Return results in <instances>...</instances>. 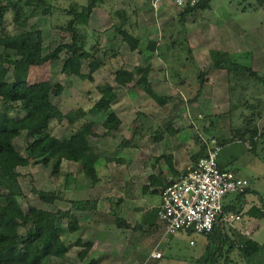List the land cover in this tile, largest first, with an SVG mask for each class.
<instances>
[{"label":"trees","instance_id":"16d2710c","mask_svg":"<svg viewBox=\"0 0 264 264\" xmlns=\"http://www.w3.org/2000/svg\"><path fill=\"white\" fill-rule=\"evenodd\" d=\"M107 1L87 0L85 4L76 2L70 7L59 8L60 12L70 17L65 27L70 40L65 39L56 48L44 53L42 29L32 25L20 33H15L9 28L11 25L28 27L29 19L33 18L41 7L43 14L54 13L52 3L48 0H0V48H2L0 50V264H52L53 257L66 258L73 247L78 248L76 254L81 264H100L98 259L86 260L93 247L92 242L78 238L72 243L63 238L66 233L74 234L80 229L79 222L72 215V211L92 210L97 205L96 200H72L67 210H50L33 204H28L25 208L21 199L26 195L20 182L21 173L18 167L42 164L51 168L54 178L63 179L55 190L32 186V192L38 195L40 201L49 205L64 200V191L76 180L74 176L65 174L63 171L64 159L77 162L81 171L91 178L93 183L98 181L97 163L101 155L97 147L89 141L96 124L90 117L104 116L103 126L108 135L117 131L122 123L112 107L113 102L118 98L117 91L109 81L98 83L95 88L99 97L89 109L78 107L63 113L51 99L52 93L55 95L62 93L63 85L58 83L53 88L48 80L30 83L29 74L33 66L58 60L61 53L65 51L66 58L62 65V71L65 74H74L94 82V73L101 67L107 66L113 81L117 84L145 92L160 106H165L173 100V96L155 91L149 78L153 69L151 64L136 65L132 70H128L120 66L118 62L114 63L113 59L120 55L117 50L109 46H101L100 43L93 41L92 35L95 32L88 30L87 25L93 10ZM210 2L211 0H201L193 7L181 9V13L188 16L201 9H208ZM117 15L119 22L113 26L115 33L131 51L143 54L144 50L140 48L141 38L129 29L131 19L123 9L118 10ZM157 49V42L152 41L146 50L154 53ZM231 57L233 58L231 62H216L214 67L225 69L227 72L244 71L264 85V76L260 72L255 71L249 64L239 62L236 56L231 55ZM85 64H87V73L83 72ZM199 79L197 93L190 101L197 100L204 92L206 73L201 72ZM255 99L259 101V98ZM18 109L23 114L13 116L12 113ZM139 114L141 119L133 138L122 140L121 146L137 147L140 144L139 141L150 133L148 131L151 129L146 124L148 116L142 112ZM53 119H57L58 122L67 120L72 127L70 135L63 138L55 136L50 129V121ZM152 129L155 130L153 138L156 140H161L167 134H174L177 131L170 121H165ZM208 130L205 127L204 131ZM23 131H27L32 139L25 150L20 151L15 146L14 140ZM213 136L218 138L223 148L227 141H221L218 136ZM237 136L250 141L249 149L255 152L259 151L257 149L261 144L264 146V127L260 128L254 123L245 129L235 128L233 138ZM204 138L200 134L194 135L199 146V151L192 156L194 163L206 154ZM113 160L115 158H106L107 162ZM247 191L236 194L235 199L243 197ZM224 209L225 212L240 213L236 205L224 206ZM250 215L264 217V204L262 207L253 206ZM222 225L223 223L218 222L214 227V232L221 234L222 242L219 244L214 242L212 234H201L209 236L210 242L197 264H207L209 260L218 263L221 259L225 264H229L230 254L235 248L250 263H255L257 258L264 254V244L247 236L243 238L240 234L232 239L228 233L222 231ZM185 232L197 233L192 229ZM257 254L259 256H256Z\"/></svg>","mask_w":264,"mask_h":264},{"label":"rangeland","instance_id":"374dc122","mask_svg":"<svg viewBox=\"0 0 264 264\" xmlns=\"http://www.w3.org/2000/svg\"><path fill=\"white\" fill-rule=\"evenodd\" d=\"M48 1L54 6V13L49 15L43 14V8L41 7L35 16L29 19L28 27L11 25L9 28L15 33H20L32 25L42 29L44 35V53L56 48L61 41H65V39L67 41L70 40V35L65 32V27L70 17L58 9L70 7L76 2L81 4L87 2V0ZM258 2L260 1L211 0L210 9H201L188 16H184L181 13V9L169 3H165L163 6L166 12H163L161 15L164 16L159 17L155 16L152 8L147 6L144 8L146 11L142 13L143 20L140 19V22L142 21L141 27L146 24L147 18L152 17V20L155 21L159 29L164 28L161 49L159 48L153 54L143 49L146 47V43L142 44V50L145 53L141 54L138 51H131L120 39L116 43L112 42L111 38L114 36L112 31L110 33H103L93 28L95 26L100 29L97 20L99 10L96 11L97 14L95 15L94 22L88 24L87 29L95 32L93 35L91 33L94 42L100 43V45L105 44L103 46H111L119 53L122 52V55L115 59L118 61V64H122L121 66L132 68L139 64L143 65L147 61L145 55L159 58V61H162V58L166 60L165 65L162 63L157 65L159 69L156 71L157 76L164 75L165 79L177 90L174 89L168 92L169 96H173V100L169 104L162 106L163 114L161 115L160 112L161 116L158 117L159 122L177 121L176 123L179 124L178 128L183 127L186 129L194 144L196 140L192 136L195 134H200L205 138L216 135L221 141H227L220 155L226 161L233 160L232 158L235 156L234 162L231 164V170L236 171L237 175L247 177L251 181L252 189H263L264 193V177L260 175L261 171H264L263 144L258 147L257 151H259L255 152L249 149L251 145L250 141L238 136L233 138V130L235 128L245 129L253 123L260 128L264 127V85L244 71L227 72L225 69L214 67L216 62H231L233 59L231 55H234V57L236 56V60L251 65L255 71L260 72L264 76V9L260 8V3ZM130 5L131 9H133V3ZM108 9H104L107 11H104L105 15L107 14L106 20L108 19V15L110 16L111 14V9ZM134 11L137 12V9ZM227 30L231 32L227 33ZM144 35L145 32L142 31L140 38L146 40L147 38ZM171 37L173 38L172 41H170ZM60 56L58 60L47 61L38 66H33L29 74L30 83L48 80L53 88L58 83L63 85L64 89L60 95H55L54 93L51 95V99L60 107L63 113H67L78 107L84 109L90 108L99 97V93L95 88L96 84L112 81L113 77L110 69H108L109 67L95 72V81L91 82L74 74L63 73L62 65L66 58L65 51ZM87 71V64H85L83 72L87 73ZM201 72L206 73L204 92L197 100L190 101L197 93L200 84L199 74ZM117 87L120 88L118 85ZM180 87L182 88L178 89ZM125 92L128 93L127 90ZM172 92L174 94H171ZM136 93L141 95L139 92ZM136 93H131L135 97L133 105L141 104L139 103L141 98L138 96L136 98ZM120 95L122 100L119 106L123 107L126 101L122 96L123 94L120 93ZM255 98H259V101H256ZM154 103L153 105L157 107L158 104L155 101ZM134 107L137 106L131 107L133 115L136 109ZM22 114L20 109L12 113L15 117ZM138 117L140 121V116L138 115ZM138 117L137 122L139 123ZM249 118H251V121H249ZM134 125H130V122H128V125L125 123L116 132V138L103 140V143L105 142L107 146V156L115 158L119 155L118 148L120 147V141L124 136H131L135 129ZM205 127L209 129L206 132L204 131ZM50 129L58 137H65V135H68L72 131V127L67 120L58 122L57 119L51 121ZM154 131V129H151L148 132L153 135ZM31 139V135L27 131H23L15 138L14 143L20 151H24ZM197 149L199 151L198 145ZM121 151V153L126 152L125 149ZM72 165L75 166L74 164ZM114 165H111L114 169L112 173H117L116 168L119 167V163L117 167ZM65 168L66 170L72 169L68 167L67 163L65 165L64 161L62 165L64 172ZM18 171L21 173L20 182L26 195L25 198L21 199V203L25 208H27L28 204H33L37 207L50 210L69 209V204H66L65 197L64 200L49 205L40 201L38 195L32 192V186L45 190H55L59 186L63 179L58 180L54 178L51 174V168L38 164L35 166H19ZM101 171L105 174L110 173L108 163L106 169H102ZM73 172L76 174V180L79 179L76 182L80 183L83 176L77 165L73 169ZM253 191L251 195L254 194ZM236 197V194H229L226 199H235ZM253 198L256 199L255 196H249V199ZM238 223L241 224V222ZM252 232V238L264 244V225L260 228H254ZM68 237L72 238V243L76 241L75 233H66L63 236L66 240ZM194 238L198 240V243L195 246H191L190 241L194 240ZM202 243L203 236L201 234L180 232L173 238L172 250L166 247L165 257L158 261L161 264H169L170 262L171 264H189L191 259L183 258L182 256L190 255L199 250ZM77 250L78 248L73 247L66 258L53 257L51 263L81 264L77 258ZM261 256L264 260V254ZM175 257L177 258L175 259ZM234 258L236 256H231L232 260L229 264H264L259 259L255 263H250L246 257H244L243 261L241 254L237 257L240 258V261L234 262ZM207 264H225V262L222 259L218 263L209 260Z\"/></svg>","mask_w":264,"mask_h":264},{"label":"crops","instance_id":"0c3cea01","mask_svg":"<svg viewBox=\"0 0 264 264\" xmlns=\"http://www.w3.org/2000/svg\"><path fill=\"white\" fill-rule=\"evenodd\" d=\"M259 1L260 2L258 3H260V8L264 9V0ZM131 3H133V9H131ZM147 6L151 7L155 16L158 17L164 16L161 14L163 12H166L163 7L164 4L158 10H155L151 5L150 0H108L107 3L96 7L93 10L89 24H92V22H94L95 15L97 14L96 11L101 10L100 12L98 11L97 16L100 29L95 26H93V28L103 33H110L112 31L114 36H112L111 40L112 42L116 43L118 42V39L121 40V38L117 36L113 29V26L114 24L119 22L117 11L123 9L126 12L127 16L131 19L129 29L139 37L142 31L145 32L144 37L146 36L147 39L144 38L146 40H143V38H141L140 48L142 49V44L146 43V47H144L143 49H147L150 42L155 41L157 42V48L159 49L161 47V44L163 43L164 28L159 29L158 25L156 26L155 21L152 20V17L147 18L146 24L141 27L142 21L140 22V19L143 20L142 13L146 11L144 8ZM106 7L111 9V14L110 16L108 15L107 20V14L105 15L104 13V11L107 12ZM136 9L137 12L134 11ZM230 32L231 31L227 30V33ZM172 40L173 38L171 37L170 41ZM103 45L105 44H101V46ZM126 46L129 48L127 44ZM120 55H122V52H120ZM149 56L151 55H145L147 61L146 63L144 62V64L142 63V66L148 64H151L153 66L149 78L155 91L159 94L169 95L168 92L170 90H174V86L165 79L166 77L164 75L157 76L156 73V71L159 70L157 65L159 63L165 65L166 60L162 58V61H159V58ZM115 61L116 63L118 62L117 60ZM121 65L122 64H120V66ZM106 67L107 66H104L100 69H104ZM122 67L128 70H132L134 68H129L127 66ZM136 77L138 78V76ZM109 82L114 85L118 94V98L113 102L112 107L122 121L120 125L121 128L125 125V123L128 125V122H130V125L135 124L134 126L136 129L138 125V115L141 119V115L139 114V112H142L148 116L146 119L148 128H156L159 125L163 124L158 120V117L163 114L161 109L162 106L158 105L157 107H155L153 105L154 100L150 98L145 92H139L137 90L121 86L114 82L113 78L112 81ZM117 85L120 88H118ZM181 88L182 87L178 89ZM124 89L127 90L128 93H126ZM132 92H139L141 94L139 95L138 93H136V98L137 96L141 98V100H139V103L141 104L133 105L135 97L134 95H131ZM120 93L123 94L122 96L126 101L123 107L119 106V103L122 100ZM171 94L174 93L172 92ZM130 106H137L134 107L136 108L134 115L131 111ZM139 106L141 107L139 108ZM90 118L95 120L96 124L94 126L93 133L89 137V141L92 145H95L97 147L101 155V159L97 163V170L99 175L98 181L93 183L91 178L87 177L81 171L80 166L77 162L69 161L67 159H64L62 162V165L65 161V165L67 163L68 167L72 168L71 170H66L65 168V174H69L75 177L76 174L73 172V169L77 165L83 176L80 183L76 182L79 180L77 179L70 185V187L65 190V201L66 204H69V208L71 206L72 200L91 199L96 200L95 202L97 204L94 209L89 211H72V215L80 225V229L75 233L76 239L81 238L83 241H90L93 243V247L86 260L89 261L92 258L98 259L100 261V264H161L158 260H162L165 257L166 247L172 250V242L173 238L175 237L166 235L164 225L161 223L157 214V211L162 203V192L168 184L177 180L181 173L189 165L194 163L192 156L198 152L197 145L196 143L194 144L192 138L189 137L190 134L186 131V129H184L183 127L179 129V124L176 123L177 121L175 122L174 120H170L177 131L174 134H167L161 140H156L155 138H153L152 134L147 133L139 141V146L123 147L121 146L122 140H131L133 138L135 129L133 130L131 136H124L122 137L121 141L117 137V139H119L120 141V147L118 148L119 155L115 157V160L107 162L106 158L114 157L107 156V146L105 142L103 143V140L106 141L110 138H116V132L119 129L117 131H114L115 134L113 133L112 135H108L106 133V128L103 126V120L105 118L104 116L96 115L91 116ZM134 119H136V121H134ZM70 133L68 135H70ZM68 135H65V137ZM96 135L98 136L96 137ZM192 137L194 139V135ZM122 149H125L126 152L121 153ZM232 159L233 160L226 161L225 158L220 155L219 164L223 168L231 169V164L234 162L235 156H233ZM107 163L110 173L105 174L102 173L101 170L106 169ZM118 163L119 167L116 168L117 173H112L114 169L111 165L115 164L114 166L117 167ZM72 164H74L75 166H73ZM260 175L264 177V171H261ZM252 190H254L253 195H251ZM72 195H74V197H72ZM249 196H255L256 199H249ZM224 203V206L226 207L230 205H236L238 212L242 214V220L236 221L234 223V226L223 223L222 231L224 233H228L230 238H234L238 234H240L243 238L246 236L252 238L253 229L256 227L260 228L264 225V217H253L250 215L251 208L253 206L262 207L264 204L263 189H252L251 181L250 187L243 197L239 199L229 200L225 198ZM238 222H241V224H239ZM244 231H248L249 233H245ZM202 236L203 243L200 246V249L190 255L182 256L183 258L191 259L189 264H197L198 259L203 256L206 251V247L209 245V236ZM71 237H68L67 240L69 239L70 241H72ZM212 237L214 238V242L216 244L222 242L220 233L214 232V234H212ZM194 240L195 244H190L191 246L197 245L198 240L195 238ZM154 252H161L162 256L155 257L153 256ZM240 254L241 253L238 249L233 250L230 254V257L236 256L233 261H240V258H237L240 256ZM259 254H257L256 256H259ZM176 258L177 257H175V259ZM242 259L244 261L243 256ZM257 259H259L261 263L264 262L262 256L258 257ZM169 264H171V262Z\"/></svg>","mask_w":264,"mask_h":264},{"label":"built area","instance_id":"2783aa9c","mask_svg":"<svg viewBox=\"0 0 264 264\" xmlns=\"http://www.w3.org/2000/svg\"><path fill=\"white\" fill-rule=\"evenodd\" d=\"M201 0H150L155 10L169 3L179 9L193 7ZM206 154L197 163L189 165L177 180L168 184L162 192L158 216L166 235L181 231L214 234L218 222L234 226L242 219L241 213L225 212L224 199L229 194L243 193L250 187L249 179L237 175L231 169H222L219 156L222 150L217 137L204 138ZM245 233H249L244 231ZM250 235V234H249ZM190 244H195L194 240ZM153 256L161 257V252Z\"/></svg>","mask_w":264,"mask_h":264}]
</instances>
